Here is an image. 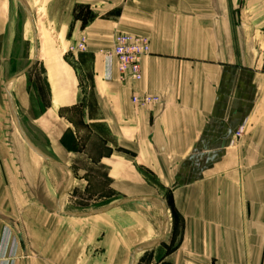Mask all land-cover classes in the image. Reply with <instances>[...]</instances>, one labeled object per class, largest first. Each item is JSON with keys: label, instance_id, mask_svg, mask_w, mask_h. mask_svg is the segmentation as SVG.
Segmentation results:
<instances>
[{"label": "crops", "instance_id": "0c3cea01", "mask_svg": "<svg viewBox=\"0 0 264 264\" xmlns=\"http://www.w3.org/2000/svg\"><path fill=\"white\" fill-rule=\"evenodd\" d=\"M14 1L28 11L23 1L29 0ZM49 3L64 39L75 43L83 35L86 49L74 55V65L61 57L55 67L43 66L48 99L31 118L36 130L29 132L22 127L17 92L10 84L34 59L10 74L16 7L0 0V204L56 198L59 214L103 218L138 202L140 220L129 212L121 215L130 234L140 232L135 250L171 245L168 234L176 238L158 264H264V0ZM80 8L92 16L77 15ZM28 13L36 55L34 18ZM120 32L149 39L139 80L122 81L115 60H105L104 51ZM65 69L73 96L76 71L87 80L79 102L66 93ZM134 94L157 96L158 101L138 106ZM69 105L78 106L77 114L61 119L60 110ZM239 127L243 133L236 138ZM34 134H41L47 145ZM19 155L24 157V185L17 182L22 176L16 169ZM100 184L125 195L97 210H62V198L75 187ZM37 186L45 199L37 196ZM3 208L0 251L9 228L7 252H12L14 237L12 264H19L27 251L25 238ZM156 211L159 226L150 214Z\"/></svg>", "mask_w": 264, "mask_h": 264}, {"label": "rangeland", "instance_id": "374dc122", "mask_svg": "<svg viewBox=\"0 0 264 264\" xmlns=\"http://www.w3.org/2000/svg\"><path fill=\"white\" fill-rule=\"evenodd\" d=\"M11 1L16 7L18 32L14 57L11 59L10 74L19 73L30 66L32 59L34 60L28 70L10 84V89L12 88L14 94L17 92L14 100L23 129L27 128L29 132H33L36 128L31 118L44 108L45 101L48 99L43 66L55 67L56 60L61 57L74 65V55L86 49V38L82 35L75 43H69L64 39L62 27L56 24V11L48 8L51 4L50 0H29L28 3L22 0L34 18L37 46L35 55L34 36L31 37L29 32V13L19 3ZM77 12V15H81L84 19L92 16V11L85 8H80ZM23 23L26 24V31L22 29ZM23 32L25 38L22 36ZM117 34L114 33V39ZM76 75L79 83L74 96V87L67 74V69H65L64 81L66 93L69 97H76L79 102L86 92L87 80L80 72L76 71ZM59 95H63L62 97L66 99V94H63L62 90L59 91ZM77 109L76 105L65 106L58 116L61 119L69 115L75 116ZM35 138L41 145H47L46 139L41 134H36ZM19 156L21 159L19 158L16 169L22 173V176L17 179V182L24 185V157ZM39 183L42 184L41 181ZM41 189L42 186H37V196L45 199L46 195L41 193ZM88 189L75 187L66 197L62 198V204L60 202L62 210L71 212L97 210L117 202L125 195L118 190V187L110 188L104 184ZM1 204L7 213L8 221L15 224L17 230L25 238L27 251L19 264H158L161 254L168 250L176 240L174 235L168 234L166 241H169L171 245L158 244L151 249L134 253L137 246H140V232L130 234L122 224L121 215L129 212L135 219L140 220L138 202L126 203L118 208L123 213L103 218L97 216L71 217L59 214L56 212V198L45 203L20 201L1 202ZM60 209L59 212L62 213ZM144 213L152 220L149 214ZM150 214L154 216L153 220L159 226L160 211L150 212ZM174 218L177 217L174 215Z\"/></svg>", "mask_w": 264, "mask_h": 264}, {"label": "built area", "instance_id": "2783aa9c", "mask_svg": "<svg viewBox=\"0 0 264 264\" xmlns=\"http://www.w3.org/2000/svg\"><path fill=\"white\" fill-rule=\"evenodd\" d=\"M150 52L149 39L144 35L119 33L114 39V44L110 49L104 51L105 60L110 64L115 60L119 78L139 80L142 77L141 62ZM158 101L157 96L148 94L132 96V102L138 106H147ZM243 133V128L239 127L234 136L239 138ZM10 229L6 228L3 234L4 247L0 251V264H12L15 258V249L17 241L12 237V252H7V243L10 241ZM10 262V263H9Z\"/></svg>", "mask_w": 264, "mask_h": 264}, {"label": "bare ground", "instance_id": "6f19581e", "mask_svg": "<svg viewBox=\"0 0 264 264\" xmlns=\"http://www.w3.org/2000/svg\"><path fill=\"white\" fill-rule=\"evenodd\" d=\"M32 146H33V145H32ZM35 146H37V145H35ZM38 150H40V149H38ZM39 152H40V151H39ZM45 152H46V151H45ZM45 152H44V153H45Z\"/></svg>", "mask_w": 264, "mask_h": 264}, {"label": "water", "instance_id": "95a60500", "mask_svg": "<svg viewBox=\"0 0 264 264\" xmlns=\"http://www.w3.org/2000/svg\"><path fill=\"white\" fill-rule=\"evenodd\" d=\"M139 250H140V249H139ZM139 250H135L134 252L139 251Z\"/></svg>", "mask_w": 264, "mask_h": 264}]
</instances>
